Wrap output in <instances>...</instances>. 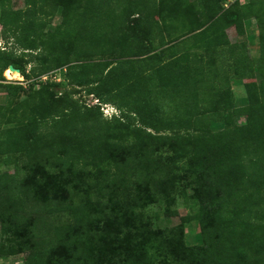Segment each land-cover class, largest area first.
<instances>
[{"label":"trees","instance_id":"obj_1","mask_svg":"<svg viewBox=\"0 0 264 264\" xmlns=\"http://www.w3.org/2000/svg\"><path fill=\"white\" fill-rule=\"evenodd\" d=\"M141 1L24 0L14 10L0 0L2 34L22 56L37 49V57H55L42 72L115 56L67 77L119 111L105 117L99 105L78 107L46 86L0 106V157L26 156L24 176L0 172V234L9 243L0 254L27 250L24 264H264V0H157L158 46L168 44L158 51L144 30L128 31ZM56 13L59 41L47 47V19ZM250 18L256 58L225 35L231 27L243 35ZM9 65L22 70L0 50V81ZM256 76L245 85L247 104L236 108L230 79ZM126 99H135L132 108ZM224 112V127L210 131V115ZM236 115L252 120L236 125ZM178 196L196 205L200 244L184 243V216L151 228L147 207L163 201L165 215H178Z\"/></svg>","mask_w":264,"mask_h":264},{"label":"rangeland","instance_id":"obj_2","mask_svg":"<svg viewBox=\"0 0 264 264\" xmlns=\"http://www.w3.org/2000/svg\"><path fill=\"white\" fill-rule=\"evenodd\" d=\"M233 0H226L225 6L228 5L229 2ZM244 2L246 0H240ZM10 6L14 10L24 9L25 3L24 0H10ZM140 11V16L137 14L132 16L130 19L128 26L129 32H135L138 29V32L141 33L144 30L145 33H148L151 37V41L149 42V46H157L154 48L155 51L165 48L167 45L162 46V48L158 46L161 39V31L163 27V19L159 13V5L157 0H143L139 3L137 7ZM48 24L45 29L50 31L52 35L48 37L43 36L45 38V45L48 47V44L51 47H55L59 41L60 35L55 31L57 26L61 23V16L56 13L51 18L47 19ZM137 22H139V27H137ZM244 34L238 35L234 28H228L225 31L226 39L230 43H239L245 42L246 51L251 58H256L259 56V31L255 18H250L244 21ZM163 36L166 39H169L167 33H163ZM48 38V39H47ZM15 39L12 37H4L2 34V27L0 25V50L4 52H11L15 54L16 58H18V62H22V70L20 71L22 78H14L10 79L5 75V71L2 73L3 80L0 81L1 84H19L24 88V91H21L17 95H9L5 87L0 86V106L6 107V105L10 103H16L19 100L26 98L27 94L33 90L39 89L41 86H46L49 90L53 91L56 96L62 98L66 94H70L72 96V100H75V104L78 107H90L93 97L89 93H87L86 88L87 85H76L71 84L70 80L67 77L69 71H79L77 65L81 64H96L101 63L104 60H115V56H104L102 58H94V59H81L77 58L74 61H70L69 63L54 66L47 72H42L43 65L49 60L55 57L50 55L49 50H45V54H42L37 57L39 50L33 49H24L25 52H33L32 56H22L23 49L20 47ZM171 44V43H170ZM50 49V48H48ZM152 53V52H151ZM150 53V54H151ZM26 54V53H25ZM138 58V57H137ZM46 59V60H44ZM71 67V69L69 68ZM114 78L108 79V87L107 91L109 92L112 86L114 87L115 80ZM259 78L256 76L253 79H237L231 78L230 83L232 89V95L234 100V106L244 107L247 104V89L246 83L256 82L258 83ZM100 91H104L105 89L102 87ZM158 99H164V96L159 94ZM128 101V105L126 108H132L135 104V99H126ZM130 102V103H129ZM163 103V102H162ZM108 105H112L115 107L113 103H107ZM102 112V110H101ZM103 113V112H102ZM119 114V111H117ZM133 114V113H132ZM135 115V114H134ZM105 116V115H104ZM226 113L220 114H212L210 115V124L209 130L214 132L220 130L225 125ZM252 120L250 115H236L232 116V123L236 125L247 123ZM141 126V125H139ZM142 127V126H141ZM149 130V129H148ZM192 130H189L191 132ZM182 132H186L183 130ZM26 156L24 154H18L15 157L2 156L0 157V172L7 171L14 173L19 177L24 176L26 173ZM172 210H176L178 215H165V202L159 201L158 203L151 204L147 207V211L151 215V228L159 229L166 227H173L176 224L180 223V217L184 216L186 221H184V243L186 245H196L201 242L200 235V227L198 221L193 217L196 205L191 200L185 201L182 197H176L175 203L171 206ZM5 239L0 234V247L4 249H8L9 243L4 241ZM31 254L29 251L25 250L23 252L18 253H1L0 254V264H24L26 260L30 258Z\"/></svg>","mask_w":264,"mask_h":264},{"label":"built area","instance_id":"obj_3","mask_svg":"<svg viewBox=\"0 0 264 264\" xmlns=\"http://www.w3.org/2000/svg\"><path fill=\"white\" fill-rule=\"evenodd\" d=\"M227 6V5H226ZM91 97H93V100L91 102V105H99L100 109L103 112V115L105 117H112L113 115H118L116 107L112 105H108L107 103H102L98 98L94 97L92 94H90Z\"/></svg>","mask_w":264,"mask_h":264},{"label":"bare ground","instance_id":"obj_4","mask_svg":"<svg viewBox=\"0 0 264 264\" xmlns=\"http://www.w3.org/2000/svg\"><path fill=\"white\" fill-rule=\"evenodd\" d=\"M5 75H6L8 78H10V79H14V78H19V79H21V78H22L20 72L15 71V70L12 71V70H10L9 68H7V69L5 70Z\"/></svg>","mask_w":264,"mask_h":264},{"label":"water","instance_id":"obj_5","mask_svg":"<svg viewBox=\"0 0 264 264\" xmlns=\"http://www.w3.org/2000/svg\"><path fill=\"white\" fill-rule=\"evenodd\" d=\"M8 68H9L10 70H12V71L15 70V71L20 72V70H19L18 68L13 67V65H9Z\"/></svg>","mask_w":264,"mask_h":264}]
</instances>
